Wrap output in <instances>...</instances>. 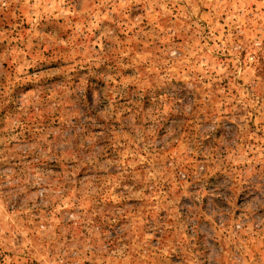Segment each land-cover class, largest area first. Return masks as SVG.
<instances>
[{"label":"rangeland","instance_id":"obj_1","mask_svg":"<svg viewBox=\"0 0 264 264\" xmlns=\"http://www.w3.org/2000/svg\"><path fill=\"white\" fill-rule=\"evenodd\" d=\"M0 264H264V0H0Z\"/></svg>","mask_w":264,"mask_h":264}]
</instances>
